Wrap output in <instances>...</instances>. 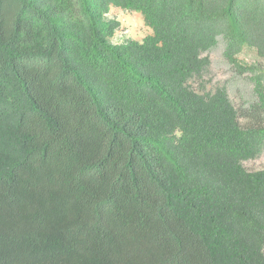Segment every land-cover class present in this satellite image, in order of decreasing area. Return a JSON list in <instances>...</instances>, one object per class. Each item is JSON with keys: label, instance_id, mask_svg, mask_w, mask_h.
<instances>
[{"label": "trees", "instance_id": "1", "mask_svg": "<svg viewBox=\"0 0 264 264\" xmlns=\"http://www.w3.org/2000/svg\"><path fill=\"white\" fill-rule=\"evenodd\" d=\"M219 40L247 106L200 84ZM262 60L264 0H0V264H264Z\"/></svg>", "mask_w": 264, "mask_h": 264}, {"label": "rangeland", "instance_id": "2", "mask_svg": "<svg viewBox=\"0 0 264 264\" xmlns=\"http://www.w3.org/2000/svg\"><path fill=\"white\" fill-rule=\"evenodd\" d=\"M120 7L112 6L111 18H115L117 10ZM142 15L137 11L128 10L125 19L131 22H137ZM119 29V27L117 28ZM127 29H120L121 32ZM139 31V26L137 27ZM224 43L219 40L218 43L210 50L203 53L209 59V66L205 71L203 79L200 80L201 85L214 88L216 86H224L227 89L231 101L236 106H247L255 100V95L252 91V83L250 82L247 74H240L223 56ZM249 52V53H248ZM244 52L239 55V58L245 63H250L254 60L253 54L250 51ZM255 61V60H254ZM264 66V61H260ZM243 121V119H242ZM244 167L248 170H257L264 168V148L254 158L246 159L243 162Z\"/></svg>", "mask_w": 264, "mask_h": 264}, {"label": "clouds", "instance_id": "3", "mask_svg": "<svg viewBox=\"0 0 264 264\" xmlns=\"http://www.w3.org/2000/svg\"><path fill=\"white\" fill-rule=\"evenodd\" d=\"M127 11H128L127 9L117 10L115 20L119 24V29H114L112 35L108 37V43L111 44L112 46H119L121 44H124L125 40L127 39H132L139 43H142L143 37L153 35V29L145 24L142 16L135 23L131 22L130 20H126L125 15ZM111 13H112V5H109V11L104 13V15L111 18ZM138 26H139V31H137ZM120 29H127V30L121 32ZM171 135L179 139L183 135V132L179 127H177L176 129L173 130Z\"/></svg>", "mask_w": 264, "mask_h": 264}]
</instances>
